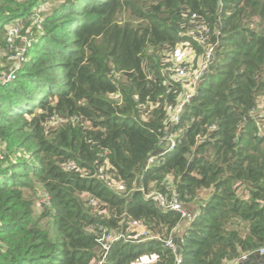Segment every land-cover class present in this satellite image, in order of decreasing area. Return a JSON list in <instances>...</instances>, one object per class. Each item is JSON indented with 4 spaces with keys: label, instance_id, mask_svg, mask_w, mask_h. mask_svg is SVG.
I'll return each mask as SVG.
<instances>
[{
    "label": "trees",
    "instance_id": "1",
    "mask_svg": "<svg viewBox=\"0 0 264 264\" xmlns=\"http://www.w3.org/2000/svg\"><path fill=\"white\" fill-rule=\"evenodd\" d=\"M11 24L33 26L35 40L15 79L0 82V264H98L100 226L134 235L132 220L158 237L114 240L101 264L256 254L264 0H0V51ZM181 45L195 63L214 47L200 82L194 68L189 83L171 70ZM190 87L168 150L162 139ZM120 182L124 191L112 186ZM153 191L195 205L193 216L162 209ZM170 235L177 253L165 246Z\"/></svg>",
    "mask_w": 264,
    "mask_h": 264
},
{
    "label": "built area",
    "instance_id": "2",
    "mask_svg": "<svg viewBox=\"0 0 264 264\" xmlns=\"http://www.w3.org/2000/svg\"><path fill=\"white\" fill-rule=\"evenodd\" d=\"M42 20L43 17L41 16L40 12H37L36 16L34 17V23L37 26V29H40L42 27ZM35 30L28 28L23 32V27L11 24L8 27V35L6 40V48L4 50L8 54V58L10 60V66L9 71L4 72L2 75H0V82L1 83H8L15 79L17 71L21 68L22 63L25 59V52L28 47H30L35 40L34 37ZM189 49V48H188ZM190 50V49H189ZM214 47L209 46L206 48L204 59L198 58V64L197 67H194L193 62L194 60L191 58L196 57V53L190 50V59L188 61H179L180 63H174L171 67V70L174 71L175 75H177L181 79H185L187 83H189V75L188 72L194 68V71L192 72V81L194 82H200V80L203 77L204 70L207 67L208 60L211 58L213 54ZM185 77V78H183ZM194 89L187 92L184 99L177 104L172 117H171V125H169L164 137L163 141L167 143V149L173 150L175 146L178 143V136L179 133L174 130V126L179 122L180 115L186 105L187 102L190 101L191 97L193 96ZM155 157H150L147 166H149L151 163L154 162ZM67 169L71 170H79V167L76 166L74 163H67L66 164ZM105 175V174H104ZM103 175V177H104ZM112 186H117V188L120 191H124L126 186L124 183H112ZM147 197H151L159 207H161L164 210H172L177 211L181 214L182 219H190L193 215L187 210V208L184 206V204L181 202L177 194L172 193H163L158 191L149 192L147 194ZM45 204L49 205V197L45 193L44 197ZM90 202L98 206L99 200H95L94 198L90 199ZM105 211V209L103 210ZM130 231L134 232L135 234H125L123 232L118 233H111L107 228L100 226V235H99V241L102 244L103 252L98 260V264H101L104 261V258L106 257V254L109 250L110 244L112 241L117 239H125V238H133V237H142V238H150V237H158L157 235H154L148 230L143 222L138 220H132L130 221ZM177 228L175 229L176 232ZM165 246L172 249L175 253H177L178 246L177 242L175 240L174 235H170L169 237H166L164 239ZM258 254L264 256V245H262L257 252ZM247 255H243L236 261H232L229 264H240V260H246L248 258ZM176 264H181V258L177 255Z\"/></svg>",
    "mask_w": 264,
    "mask_h": 264
},
{
    "label": "rangeland",
    "instance_id": "3",
    "mask_svg": "<svg viewBox=\"0 0 264 264\" xmlns=\"http://www.w3.org/2000/svg\"><path fill=\"white\" fill-rule=\"evenodd\" d=\"M49 3H52V1H47L46 3L43 4V6L41 5L42 7L40 8V10L41 9H45V7L47 5H50ZM31 29L35 30V28H33V26H32ZM189 59H190V50L188 48H186V47H182V45L179 46V49H177L175 63H180L179 61H188ZM191 59L194 60V57L191 58ZM9 62H10V60L8 59V54L6 53V51L4 49H2L0 51V66L2 68H5L6 67V64H9ZM193 65H194V67H197L198 66V64H196L195 62H193ZM187 75H189V72H188ZM183 78H185V77H183ZM191 90H193V89L191 88ZM263 103H264V99L261 98L260 99V102H259V105L262 107L263 106ZM39 208L40 207H38V205H37V209L40 211Z\"/></svg>",
    "mask_w": 264,
    "mask_h": 264
},
{
    "label": "crops",
    "instance_id": "4",
    "mask_svg": "<svg viewBox=\"0 0 264 264\" xmlns=\"http://www.w3.org/2000/svg\"><path fill=\"white\" fill-rule=\"evenodd\" d=\"M255 114L260 118L261 128L264 131V103L262 107L259 105V107L256 109ZM187 210L191 214H193L195 212V205L191 204L190 206L187 207ZM246 260H247L246 264H264V256L258 253L249 256ZM143 261L146 262L148 260L144 259ZM250 261L251 263H249Z\"/></svg>",
    "mask_w": 264,
    "mask_h": 264
},
{
    "label": "water",
    "instance_id": "5",
    "mask_svg": "<svg viewBox=\"0 0 264 264\" xmlns=\"http://www.w3.org/2000/svg\"><path fill=\"white\" fill-rule=\"evenodd\" d=\"M251 256V255H250ZM247 263V260H240V264H246Z\"/></svg>",
    "mask_w": 264,
    "mask_h": 264
}]
</instances>
